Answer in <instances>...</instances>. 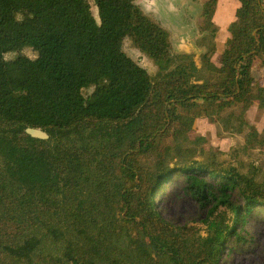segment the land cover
<instances>
[{"label": "trees", "instance_id": "1", "mask_svg": "<svg viewBox=\"0 0 264 264\" xmlns=\"http://www.w3.org/2000/svg\"><path fill=\"white\" fill-rule=\"evenodd\" d=\"M217 1L202 6L210 36ZM238 1L219 66L204 47L201 81L134 0H93L98 20L89 0H0V264H221L225 246L246 243L264 186L184 154L197 118L242 128L233 106L264 104L251 81L264 65V0ZM125 37L153 74L123 51ZM27 128L77 140L46 145ZM165 193L195 200L206 231L164 219L154 197ZM49 243L62 255L50 259Z\"/></svg>", "mask_w": 264, "mask_h": 264}, {"label": "rangeland", "instance_id": "2", "mask_svg": "<svg viewBox=\"0 0 264 264\" xmlns=\"http://www.w3.org/2000/svg\"><path fill=\"white\" fill-rule=\"evenodd\" d=\"M206 0H134L149 18L159 23L168 31L171 47L175 52H186L192 55L200 68L197 77L203 81L211 78V72L202 66L201 54L205 48L215 47L210 59L215 66L220 65V54L227 48V39L238 0H218L213 24L215 33L210 36L208 29L205 39L197 43L199 37L200 13ZM91 11L97 17V8L93 0H89ZM205 22L201 23L204 26ZM123 51L147 72L153 74L157 67L152 60L134 46L130 37L123 40ZM251 81L254 89L261 90L264 95V65L258 60L252 67ZM236 113H241L245 125L242 128L226 129L218 121H210L201 116L185 133L189 148L186 160L206 162L214 158L224 168H234L241 174L252 178L254 182L264 186V104L254 100L251 105L241 108L233 106ZM226 109L223 113L227 114ZM48 136V135H47ZM46 145L77 140L72 132L54 131L52 136L43 139ZM44 144V143H43ZM175 156V155H174ZM2 160L0 158V169ZM157 209L162 217L177 226H187L189 233H204L206 216L200 205L188 196L180 193L167 195L161 200L155 195ZM246 243H230L222 253L221 264H264V210L255 212L246 224ZM61 244H48L45 253L50 259L61 256ZM8 262V258L0 257ZM39 264V258H33Z\"/></svg>", "mask_w": 264, "mask_h": 264}, {"label": "water", "instance_id": "3", "mask_svg": "<svg viewBox=\"0 0 264 264\" xmlns=\"http://www.w3.org/2000/svg\"><path fill=\"white\" fill-rule=\"evenodd\" d=\"M26 133H28L30 136L34 138H39V139H46L48 137L47 134L39 128H27Z\"/></svg>", "mask_w": 264, "mask_h": 264}, {"label": "flooded vegetation", "instance_id": "4", "mask_svg": "<svg viewBox=\"0 0 264 264\" xmlns=\"http://www.w3.org/2000/svg\"><path fill=\"white\" fill-rule=\"evenodd\" d=\"M202 6H203V4H202ZM140 7V6H139ZM140 9L142 10V8L140 7ZM143 11V10H142ZM144 12V11H143ZM145 13V12H144ZM201 14H202V9H201V13H200V18H201ZM200 26H201V21H200V24H199V34H198V36L197 37H199L198 39H197V43L199 42V41H201V39H203L202 37L205 35V34H207V31H202L201 32V30H200ZM168 32V31H167ZM206 36V35H205ZM202 47H205V46H202ZM174 51V50H173ZM205 51V50H204ZM186 53V52H185Z\"/></svg>", "mask_w": 264, "mask_h": 264}, {"label": "crops", "instance_id": "5", "mask_svg": "<svg viewBox=\"0 0 264 264\" xmlns=\"http://www.w3.org/2000/svg\"><path fill=\"white\" fill-rule=\"evenodd\" d=\"M216 10V9H215ZM214 14H215V12H214ZM214 16V15H213ZM213 20V19H212Z\"/></svg>", "mask_w": 264, "mask_h": 264}]
</instances>
